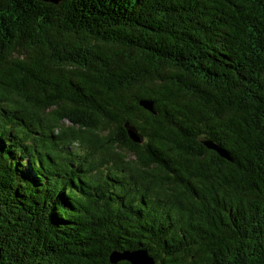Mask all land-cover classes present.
<instances>
[{
	"label": "trees",
	"instance_id": "16d2710c",
	"mask_svg": "<svg viewBox=\"0 0 264 264\" xmlns=\"http://www.w3.org/2000/svg\"><path fill=\"white\" fill-rule=\"evenodd\" d=\"M138 249L264 264V0H0V264Z\"/></svg>",
	"mask_w": 264,
	"mask_h": 264
},
{
	"label": "water",
	"instance_id": "95a60500",
	"mask_svg": "<svg viewBox=\"0 0 264 264\" xmlns=\"http://www.w3.org/2000/svg\"><path fill=\"white\" fill-rule=\"evenodd\" d=\"M46 3L58 5L63 0H40ZM142 105L145 106L148 110L153 111V103L152 102H142ZM128 129V134L130 138L136 142V143H142L143 140L136 134V132L129 127L126 126ZM209 148L217 150L220 152V150L217 148V146L213 144H207ZM220 155L224 156L223 153L220 152ZM126 261L129 264H155L154 258L150 255V253L147 250H134V251H125V252H113L110 256V262L111 264H118L119 262Z\"/></svg>",
	"mask_w": 264,
	"mask_h": 264
},
{
	"label": "rangeland",
	"instance_id": "374dc122",
	"mask_svg": "<svg viewBox=\"0 0 264 264\" xmlns=\"http://www.w3.org/2000/svg\"><path fill=\"white\" fill-rule=\"evenodd\" d=\"M70 125H71V124H69V123L67 124V126H70Z\"/></svg>",
	"mask_w": 264,
	"mask_h": 264
}]
</instances>
